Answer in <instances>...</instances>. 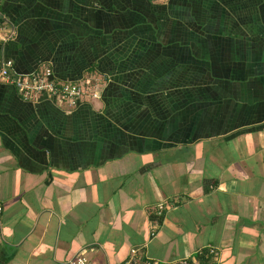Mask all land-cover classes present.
I'll return each instance as SVG.
<instances>
[{
	"label": "crops",
	"instance_id": "1",
	"mask_svg": "<svg viewBox=\"0 0 264 264\" xmlns=\"http://www.w3.org/2000/svg\"><path fill=\"white\" fill-rule=\"evenodd\" d=\"M0 13L16 75L103 84L70 109L0 78V264L210 246L213 264H264V0H0Z\"/></svg>",
	"mask_w": 264,
	"mask_h": 264
},
{
	"label": "built area",
	"instance_id": "2",
	"mask_svg": "<svg viewBox=\"0 0 264 264\" xmlns=\"http://www.w3.org/2000/svg\"><path fill=\"white\" fill-rule=\"evenodd\" d=\"M1 33H4L3 37L0 35V41L3 44L13 41L17 35L16 29L7 23L2 13H0V34ZM0 78L12 84L18 90L22 98L27 101H35L44 96L59 101L62 104H66L70 109H76L80 103L88 100L93 101L101 99V91L94 90L90 82H86L82 85L75 83H58L57 80H55L53 69L49 66L45 67L37 74L16 75L13 62L11 60H5L0 62ZM164 209V205L159 206L158 213H162ZM1 212L2 207L0 205V213ZM156 235V228H153L150 234L151 239L155 238ZM146 247L147 244L144 245V248ZM219 256V250L210 246L197 251L194 257L160 262L149 259L140 249H133L131 250L130 258L122 264H198L199 260H218ZM69 264L93 263L84 254H78L69 261ZM199 264H202V262Z\"/></svg>",
	"mask_w": 264,
	"mask_h": 264
},
{
	"label": "rangeland",
	"instance_id": "3",
	"mask_svg": "<svg viewBox=\"0 0 264 264\" xmlns=\"http://www.w3.org/2000/svg\"><path fill=\"white\" fill-rule=\"evenodd\" d=\"M102 81L100 80V79H96V81L94 80V81H92V83H91V86H93L94 87V90H97V91H101V88H102ZM94 101V100H93ZM219 259V258H218ZM217 260H214V259H212L210 262H209V264H213V262H216ZM200 262H202V260H199V263ZM198 263V264H199Z\"/></svg>",
	"mask_w": 264,
	"mask_h": 264
},
{
	"label": "trees",
	"instance_id": "4",
	"mask_svg": "<svg viewBox=\"0 0 264 264\" xmlns=\"http://www.w3.org/2000/svg\"><path fill=\"white\" fill-rule=\"evenodd\" d=\"M11 61H12V60H11ZM12 62H13V61H12ZM13 64H14V63H13ZM53 72H54V71H53ZM54 76H55V75H54ZM55 80H56V78H55ZM13 87H14V86H13ZM14 89L16 90V92L18 93V95L20 96V98L23 99L22 96L19 94L18 90H17L15 87H14ZM84 103H85V102L80 103V104L76 107V109H78L79 107H81L82 105H84ZM203 262H205V261H202V263H203Z\"/></svg>",
	"mask_w": 264,
	"mask_h": 264
}]
</instances>
